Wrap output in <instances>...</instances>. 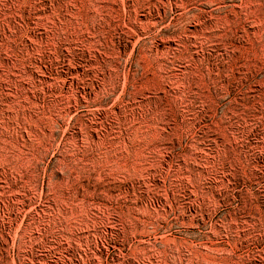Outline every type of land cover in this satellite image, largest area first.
<instances>
[{"label":"rangeland","instance_id":"obj_1","mask_svg":"<svg viewBox=\"0 0 264 264\" xmlns=\"http://www.w3.org/2000/svg\"><path fill=\"white\" fill-rule=\"evenodd\" d=\"M0 264H264V0H0Z\"/></svg>","mask_w":264,"mask_h":264}]
</instances>
